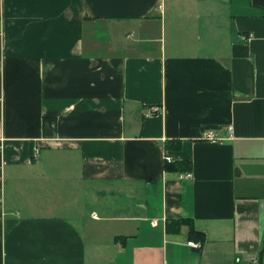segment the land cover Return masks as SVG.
Returning <instances> with one entry per match:
<instances>
[{
    "label": "crops",
    "instance_id": "crops-1",
    "mask_svg": "<svg viewBox=\"0 0 264 264\" xmlns=\"http://www.w3.org/2000/svg\"><path fill=\"white\" fill-rule=\"evenodd\" d=\"M252 262L264 0H0V264Z\"/></svg>",
    "mask_w": 264,
    "mask_h": 264
},
{
    "label": "trees",
    "instance_id": "trees-1",
    "mask_svg": "<svg viewBox=\"0 0 264 264\" xmlns=\"http://www.w3.org/2000/svg\"><path fill=\"white\" fill-rule=\"evenodd\" d=\"M44 122L52 123L55 121L53 117L45 116L43 118ZM180 147V143L174 142H166L165 148L178 149ZM164 169L166 171L173 172H186L191 169V162L189 160H175L172 162L164 163ZM186 225L188 227V237L194 241H200L201 243L205 239V235L202 231H198L194 228L193 220L190 217H180V218H168L165 220V231L167 233H179L182 226Z\"/></svg>",
    "mask_w": 264,
    "mask_h": 264
},
{
    "label": "built area",
    "instance_id": "built-area-1",
    "mask_svg": "<svg viewBox=\"0 0 264 264\" xmlns=\"http://www.w3.org/2000/svg\"><path fill=\"white\" fill-rule=\"evenodd\" d=\"M158 109H159L158 107L151 106V107H149L147 109L146 115L152 114V113L158 111ZM227 129L231 130V126L230 125L227 126ZM202 133H203V138H205V139H210L212 141L218 140L217 136L214 134L212 129H204ZM37 150L38 149L35 148L34 149V153H37ZM164 160L166 162H172L173 161L172 157L169 154H167V153L164 155ZM178 176H179V178H188V177L191 176V173L188 172V171H186V172H178ZM188 245H190L192 247H195V248H200L201 247V242L200 241L190 240L188 242ZM250 264H255V263L252 262Z\"/></svg>",
    "mask_w": 264,
    "mask_h": 264
},
{
    "label": "bare ground",
    "instance_id": "bare-ground-1",
    "mask_svg": "<svg viewBox=\"0 0 264 264\" xmlns=\"http://www.w3.org/2000/svg\"><path fill=\"white\" fill-rule=\"evenodd\" d=\"M206 129H212V128H206ZM188 172H190V171H188ZM191 173V172H190Z\"/></svg>",
    "mask_w": 264,
    "mask_h": 264
}]
</instances>
